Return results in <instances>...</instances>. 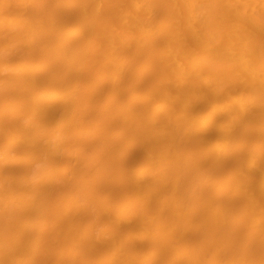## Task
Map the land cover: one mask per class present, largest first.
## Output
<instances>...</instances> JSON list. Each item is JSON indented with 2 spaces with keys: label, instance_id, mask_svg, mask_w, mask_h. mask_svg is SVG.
<instances>
[{
  "label": "bare ground",
  "instance_id": "1",
  "mask_svg": "<svg viewBox=\"0 0 264 264\" xmlns=\"http://www.w3.org/2000/svg\"><path fill=\"white\" fill-rule=\"evenodd\" d=\"M0 264H264V0H0Z\"/></svg>",
  "mask_w": 264,
  "mask_h": 264
}]
</instances>
